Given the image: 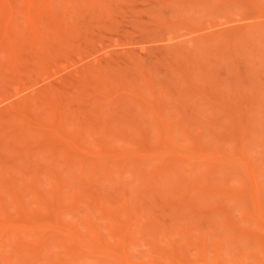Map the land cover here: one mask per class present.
Instances as JSON below:
<instances>
[{
  "label": "rangeland",
  "instance_id": "1",
  "mask_svg": "<svg viewBox=\"0 0 264 264\" xmlns=\"http://www.w3.org/2000/svg\"><path fill=\"white\" fill-rule=\"evenodd\" d=\"M15 7L0 0V198L44 231L0 264H122L63 230L126 264H264V0Z\"/></svg>",
  "mask_w": 264,
  "mask_h": 264
},
{
  "label": "bare ground",
  "instance_id": "2",
  "mask_svg": "<svg viewBox=\"0 0 264 264\" xmlns=\"http://www.w3.org/2000/svg\"><path fill=\"white\" fill-rule=\"evenodd\" d=\"M17 1H19V0H1V2L3 3V5L7 8V10L9 11L8 13H9V18H8V21H10L13 17H14V8H16L15 6H16V3H17ZM236 31V30H235ZM225 32H227V31H225ZM217 33H215V35H216ZM218 35V34H217ZM11 39V38H10ZM10 39L7 37V40H8V44H7V46H8V48L9 49H11L12 50V45H10ZM229 46V45H228ZM7 48V49H8ZM10 51V50H9ZM228 53V52H227ZM227 55V54H226ZM96 66H98V65H96ZM102 66H100V68H101ZM103 68V67H102ZM84 69V68H83ZM89 69H92V68H89ZM95 69V68H94ZM82 70V69H81ZM80 70V71H81ZM85 70V69H84ZM88 70V69H87ZM97 70V69H96ZM94 71V72H99V71ZM86 71V70H85ZM81 71V72H78L77 73V77L79 78V80H81V81H84V78H85V74H87V73H90V70L89 71ZM187 73V72H186ZM192 74V73H191ZM143 77V76H142ZM186 77H189V76H187L186 75ZM145 79V78H144ZM145 80H147V79H145ZM149 82V81H148ZM191 82V81H190ZM190 84H192V82L190 83ZM149 85H150V83H149ZM149 87H151V86H149ZM196 88V87H195ZM16 96V95H15ZM29 96H30V98H29ZM28 96V98H25V99H27V100H25L26 102L27 101H32L33 100V98H32V96L31 95H29ZM9 99V98H8ZM28 99H30V100H28ZM8 101V100H7ZM25 101H23V102H25ZM22 102V101H21ZM22 104V103H21ZM19 106V110H21L20 108H22L21 106H20V103L18 104ZM25 105V104H24ZM16 107V105L14 104L13 105V107L12 108H9V109H11V110H13L14 109V113L17 111V113H15V114H12V112L11 113H9L10 112V110L8 109L7 110V112L10 114V116H20V114L22 115V112H25V111H20L21 113H19V111L18 110H16L15 111V107ZM25 108V107H24ZM23 109V108H22ZM23 110H25V109H23ZM18 114V115H17ZM26 121H29V120H27L26 119ZM25 125H26V123H24ZM24 125V126H25ZM21 126V125H20ZM32 127H34V125L32 126ZM29 128V129H34L35 131H39V128L37 127V126H35L34 128ZM19 128H22V127H19ZM27 128V127H26ZM36 128V129H35ZM18 129V128H17ZM24 129V128H23ZM38 129V130H37ZM19 130V129H18ZM20 131V130H19ZM16 133V132H15ZM15 135V134H14ZM13 135V136H14ZM8 138V137H7ZM6 138V139H7ZM65 144V143H64ZM65 147H70V146H65ZM72 149V151L74 150V151H76V152H72V153H76L78 156H79V153H80V155L82 154V156H83V151H80V150H76V148H74V147H71ZM79 152V153H78ZM85 155H87V154H85ZM88 156V155H87ZM91 156V155H90ZM89 156V158H91ZM93 157H95V156H93ZM106 157V156H105ZM96 158H97V156H96ZM98 159V158H97ZM94 160V159H93ZM96 160V159H95ZM169 176V175H168ZM1 180V179H0ZM12 185V184H11ZM10 185V186H11ZM7 186V185H6ZM4 187V186H3ZM16 187V189H17V184L14 182L13 183V185L11 186V188L13 189L12 191H14L13 193H15L14 195H16L17 197H18V191L16 192L15 191V189L14 188ZM5 188V187H4ZM14 195L12 194V199L14 200L16 197H14ZM2 197V196H1ZM14 197V198H13ZM17 199V198H16ZM15 199V200H16ZM3 201V199L2 198H0V213H1V215H2V217H0V244L2 245V246H4V245H6V247H9V248H15L16 246V249L19 247L18 246V244L19 245H27V244H24V243H26V241L27 240H23V239H20L18 236H17V233L18 232H20V231H27V230H31V231H34V232H37V233H40V232H43L44 231V229H43V227L41 226V225H39V224H36V223H32V224H25V223H23V224H17V223H13L12 222V220H10L9 218L10 217H8L9 216V214H8V208H7V206L5 205V203H3L2 202ZM20 202V201H19ZM3 203V204H2ZM16 203H18L17 202V200H16ZM5 206V207H4ZM17 207V210L18 211H21L22 213H23V209H21L20 207H19V205L17 204L16 205ZM7 209V210H6ZM5 210V211H4ZM60 237H61V239H63V242L65 243V244H67V245H70V244H74V245H76L77 246V248L80 250V251H84V252H89V253H92V254H95L96 256H99V257H102V258H109V259H111V260H113V261H115V262H121L122 264H126L127 263V260H126V258L123 256V255H115V254H110L108 251H106V250H103V249H96V248H89V247H86L85 246V242L86 241H84L83 239H76V238H74V236H72L71 234H69L68 232H66V231H61V233H59L58 234ZM96 238L98 239V237L96 236ZM123 238H124V236H122V239H121V245H122V241H123ZM96 240V239H95ZM24 241V242H23ZM31 241V242H30ZM29 242L30 243H28L29 245H31V248L32 249H34V251L33 252H29V253H27L28 254V256H30L34 261H39V262H41L40 261V257H41V255H42V253H43V250H45V248L47 247V236H41V235H38L37 237H35L34 239H32V240H30ZM11 244V245H9V244ZM18 243V244H17ZM5 247V246H4ZM121 248H122V246H121Z\"/></svg>",
  "mask_w": 264,
  "mask_h": 264
}]
</instances>
